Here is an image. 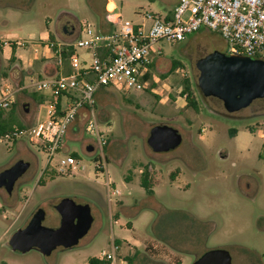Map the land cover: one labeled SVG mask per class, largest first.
<instances>
[{
  "label": "rangeland",
  "instance_id": "1",
  "mask_svg": "<svg viewBox=\"0 0 264 264\" xmlns=\"http://www.w3.org/2000/svg\"><path fill=\"white\" fill-rule=\"evenodd\" d=\"M113 1L122 19L132 23L142 22L146 14L169 17L178 2ZM100 5V0H0L4 56L9 54V43L16 42L18 54L28 55L22 42L40 40L50 31L55 34L58 22L60 26L66 23L60 15L64 9H73L79 24L88 21L95 29L94 9ZM159 46L163 53L154 59L144 90L100 87L96 92L94 117L107 136L103 148L85 131L88 118L81 122L79 133L68 134L66 149L49 164L46 153L25 134L15 141L0 142V171L20 159L31 163L20 178L21 201L15 204V215L0 213V260L8 264H89L91 257L115 239L131 264H192L215 248L227 249L233 264H264V99L229 113L221 100L202 94L196 61L214 50L227 53V42L218 32L202 29L182 42H160ZM176 61L180 64L173 68ZM2 78L18 87L0 54V82ZM186 81L198 102L197 110L183 94ZM24 100L21 96L17 102ZM157 124L178 129L182 143L167 152H154L147 138ZM232 130L237 131L235 136ZM90 144L95 147L91 152L87 150ZM73 154L78 163L61 172L59 162ZM99 159L105 165L103 172L95 167ZM144 168L150 172L152 193L140 183L138 169ZM177 169L181 170L179 178H175ZM108 181L119 194L109 190ZM65 197L89 204L92 210L94 222L79 244L72 249L59 247L48 256L36 249L12 251L9 240L15 217L19 214V225L42 207L47 213L43 224L56 228L55 205Z\"/></svg>",
  "mask_w": 264,
  "mask_h": 264
},
{
  "label": "built area",
  "instance_id": "2",
  "mask_svg": "<svg viewBox=\"0 0 264 264\" xmlns=\"http://www.w3.org/2000/svg\"><path fill=\"white\" fill-rule=\"evenodd\" d=\"M107 19L116 28L111 33L96 32L91 23L84 21L79 24L80 35L74 42H46L60 65L65 53L73 50L69 56L72 71L51 79L33 80L37 91L51 94L46 102L45 118L24 128L14 127L0 136V142L16 140L25 134L46 153L49 164L55 154L66 149L68 132L78 111L88 107L90 116L85 131L96 137L97 145L103 148L107 136L95 121L96 92L100 87L144 90L150 83L151 76L147 77L152 62L163 53L160 42L179 43L206 29L218 32L225 39L228 54L264 59V0H179L169 17L146 14L142 22L132 23L113 10ZM28 44L29 41L21 43L25 47ZM78 49L91 53L87 66L82 64ZM16 102V90L4 82L0 89V110H9ZM202 131L205 133V129ZM76 163L75 156L68 155L59 162L58 169L61 172L68 167L72 169ZM95 167L100 172L105 170L102 159ZM108 185L110 191L120 193L110 186V181ZM94 257L103 264H131L129 255L115 239Z\"/></svg>",
  "mask_w": 264,
  "mask_h": 264
},
{
  "label": "water",
  "instance_id": "3",
  "mask_svg": "<svg viewBox=\"0 0 264 264\" xmlns=\"http://www.w3.org/2000/svg\"><path fill=\"white\" fill-rule=\"evenodd\" d=\"M199 70L198 86L205 97L222 101L229 113L240 111L254 100L264 99V59L243 54H228L214 50L196 61ZM178 129L168 124H157L147 138L154 152H167L182 143ZM93 151V146L87 147ZM31 163L24 159L0 172V187L11 192L15 182L30 168ZM61 217L56 228L43 224L46 212L39 208L28 225L15 231L10 245L22 253L37 249L48 256L58 247L72 249L89 232L94 217L89 204H79L71 197H65L56 205ZM192 264H233L231 253L224 248L204 252Z\"/></svg>",
  "mask_w": 264,
  "mask_h": 264
},
{
  "label": "crops",
  "instance_id": "4",
  "mask_svg": "<svg viewBox=\"0 0 264 264\" xmlns=\"http://www.w3.org/2000/svg\"><path fill=\"white\" fill-rule=\"evenodd\" d=\"M100 1V9H94L97 12L98 18L95 19L96 21L94 23L95 31L99 33H111L116 28L107 19V16L113 10L116 12V4L113 0ZM177 3L178 2L173 5L172 11ZM60 15H63V18H66V23L60 26L58 22V24L55 26V34H52L50 31L40 40H34L26 47L23 46L24 48H27L26 50H28V55L25 53L18 54L17 50L20 46L16 42H13L9 43V54L7 57H5L4 54L6 45L5 43L0 42L1 58L5 60L7 66L10 67V72L12 76L17 79L16 82L18 84V87L16 88L12 80L9 78H2V81L0 82V89L4 82H8L16 90L17 100L21 96H25L24 103L18 104V102H16L13 106L16 118L20 120L22 124L24 122V126L25 124L32 125L45 118L47 106L46 102L51 96L49 91H37L33 85V80L51 79L58 77L61 74H68L72 71L69 56L73 50L65 53L63 63L60 65L57 61V58L54 56L53 51L49 49L48 46H46V42L48 40L72 43L80 35L79 20L74 10L71 8L68 10L64 9L61 11ZM13 53L15 58L10 60ZM77 53L82 64L87 66L91 61V53L84 49L79 51L77 50ZM100 53L103 54L104 50L102 49ZM27 74L29 76H26ZM62 102L65 103L66 99H62ZM33 108L35 110L34 117L29 118L28 116L31 114V112H33ZM10 110L11 109L5 110L2 115V119H5L9 116ZM89 110L90 109L88 107H83L78 111L77 117L70 126L68 134L75 132L79 133L81 122H85V120L90 116ZM263 136L264 133L261 135V137ZM150 169H152L151 166ZM142 172L143 169H138V174H140V176L142 175ZM180 176L181 170L177 169L175 178H179ZM126 179H128V177Z\"/></svg>",
  "mask_w": 264,
  "mask_h": 264
},
{
  "label": "trees",
  "instance_id": "5",
  "mask_svg": "<svg viewBox=\"0 0 264 264\" xmlns=\"http://www.w3.org/2000/svg\"><path fill=\"white\" fill-rule=\"evenodd\" d=\"M14 58L15 57H14V53H13L10 60H13ZM154 64H155V62L153 61L150 67L152 68L154 66ZM179 64H180V62L176 61L173 65V68H175ZM150 76H151V74H149L147 78H149ZM183 94L187 95V97H186L187 98V104L190 105L191 107H193L195 110H197L198 109V107H197L198 102L195 100V98L193 96V91H192L191 85L188 81H186V83L184 85ZM10 109H11L10 114L5 119H2V115L5 112V110H0V136L4 135L6 132L12 131L14 127L24 128V125L21 123V121L16 118V116L14 114L13 107ZM236 134H237V131L232 130L231 136H235ZM13 141H15V140H13ZM73 155L76 156V154H73ZM96 161H98V160H96ZM150 178H151V176H150L149 169L144 168V170L142 172L140 183H141V186L144 187L147 192L152 193L153 192V189H152L153 185H152ZM42 180H43V178L41 177L39 179V183L42 182ZM118 243H120V242L118 241ZM130 261H132L131 258H130ZM89 264H103V263L93 256L89 259Z\"/></svg>",
  "mask_w": 264,
  "mask_h": 264
},
{
  "label": "flooded vegetation",
  "instance_id": "6",
  "mask_svg": "<svg viewBox=\"0 0 264 264\" xmlns=\"http://www.w3.org/2000/svg\"><path fill=\"white\" fill-rule=\"evenodd\" d=\"M89 146H93L92 144H90ZM93 150H94V146H93ZM3 171V170H1ZM0 171V172H1ZM22 178V177H20ZM20 178L15 182L14 187L12 189L11 192H8L6 190L5 187H0V213L3 214L4 217H8L9 214L11 215H15L13 212L14 210H16L15 204L20 203L21 199L19 198V189L21 188L22 182H20ZM14 203V205L12 206L11 204ZM57 205V204H56ZM56 205H55V210H56ZM42 208V207H39ZM37 208V210L39 209ZM44 209V208H43ZM35 210L31 216H29L27 218V220L23 221L22 223H20L19 225H16L18 223V215L15 217V220L12 222L11 226H15L14 227V231L12 233V235L15 233L16 230H18L19 228H24L28 225V223L30 222L32 216L34 215V213L37 211ZM45 210V209H44ZM57 211V210H56ZM46 212V210H45ZM47 214V213H46ZM59 215V213H58ZM46 218V216H45ZM60 221H61V217L59 215V225H60ZM11 235V237H12ZM11 239V238H10ZM9 246L11 248L12 251L14 252H19L22 253L20 250H15L13 249V247L10 245V240H9ZM59 248V247H58ZM62 248V247H61ZM64 249V248H63ZM37 250V249H36ZM233 263V262H232ZM0 264H8L7 261H3L0 260Z\"/></svg>",
  "mask_w": 264,
  "mask_h": 264
}]
</instances>
